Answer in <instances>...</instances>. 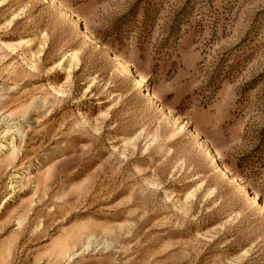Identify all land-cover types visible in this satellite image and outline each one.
Returning a JSON list of instances; mask_svg holds the SVG:
<instances>
[{
    "label": "rangeland",
    "instance_id": "obj_1",
    "mask_svg": "<svg viewBox=\"0 0 264 264\" xmlns=\"http://www.w3.org/2000/svg\"><path fill=\"white\" fill-rule=\"evenodd\" d=\"M55 2L0 0V264H264V0Z\"/></svg>",
    "mask_w": 264,
    "mask_h": 264
},
{
    "label": "bare ground",
    "instance_id": "obj_2",
    "mask_svg": "<svg viewBox=\"0 0 264 264\" xmlns=\"http://www.w3.org/2000/svg\"><path fill=\"white\" fill-rule=\"evenodd\" d=\"M54 4H56V2H55V0H51ZM118 60V62H119V64L121 65V66H123L124 68H127V66H126V63H124V61H122L121 59H117ZM137 79H138V84L140 85V86H143L145 83H146V81H145V79L144 78H141V77H137ZM144 87V86H143ZM147 99L149 100V101H153V102H155V101H157V98L152 94V93H147ZM221 170L226 174V170L225 169H223V168H221ZM106 248H109L110 246L108 245V244H106V243H104L103 244ZM93 247V243H92V240L90 239V240H88V242L87 243H85L83 246H82V251H83V253L84 252H87V251H89L91 248Z\"/></svg>",
    "mask_w": 264,
    "mask_h": 264
}]
</instances>
